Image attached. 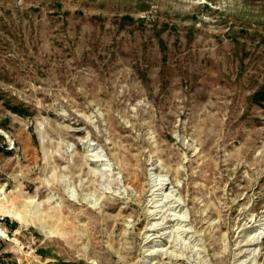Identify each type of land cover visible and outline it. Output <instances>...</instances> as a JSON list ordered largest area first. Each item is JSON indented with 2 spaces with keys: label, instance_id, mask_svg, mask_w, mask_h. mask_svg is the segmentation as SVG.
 Masks as SVG:
<instances>
[{
  "label": "rangeland",
  "instance_id": "374dc122",
  "mask_svg": "<svg viewBox=\"0 0 264 264\" xmlns=\"http://www.w3.org/2000/svg\"><path fill=\"white\" fill-rule=\"evenodd\" d=\"M0 230V264H264V0H0Z\"/></svg>",
  "mask_w": 264,
  "mask_h": 264
},
{
  "label": "bare ground",
  "instance_id": "6f19581e",
  "mask_svg": "<svg viewBox=\"0 0 264 264\" xmlns=\"http://www.w3.org/2000/svg\"><path fill=\"white\" fill-rule=\"evenodd\" d=\"M243 149V148H242ZM254 158V157H253ZM228 161V160H227ZM254 161V160H253ZM253 163V162H252ZM166 186V185H165ZM160 189H165L164 188V186H161L160 187ZM155 193L153 192L152 193V195H154ZM170 198H172V197H170ZM174 199V198H173ZM173 199H170V200H168V201H166V205L168 204L169 205V209H171V210H174V211H180L181 209H182V205H183V203H181V202H179V201H176L175 200V203L173 204V205H171V202L173 201ZM176 220H178L180 223H182V222H186L187 221V219H184V218H177ZM252 227V226H251ZM1 231V230H0ZM184 232H186V231H184ZM259 241L257 240V238H253V239H250V240H248L247 242H245L244 243V245L245 246H252V245H254V244H256V243H258ZM162 252V251H161ZM247 252H250V251H247V250H244V254L245 253H247ZM152 253H154V251H152ZM156 253V252H155ZM164 253H166V252H164ZM169 258V257H168ZM244 264V263H243Z\"/></svg>",
  "mask_w": 264,
  "mask_h": 264
}]
</instances>
